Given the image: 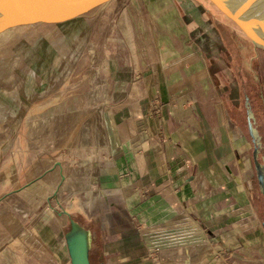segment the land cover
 Instances as JSON below:
<instances>
[{
    "label": "crops",
    "instance_id": "obj_1",
    "mask_svg": "<svg viewBox=\"0 0 264 264\" xmlns=\"http://www.w3.org/2000/svg\"><path fill=\"white\" fill-rule=\"evenodd\" d=\"M147 7L148 14L151 13L147 21L144 19L143 0H130L126 8L133 31L136 33L141 29L142 23V28L145 27L144 32L141 29L134 37L143 43L144 37L148 38L149 27L160 31L163 36L168 34L176 55L173 62L159 66L158 56L153 60L148 50H144L150 60L140 64L143 60L135 57L132 65L127 67L119 66L116 63L118 58L114 56L110 62L114 87L110 88L106 106L116 115L110 124L106 123L107 144L99 141L101 134L96 136L98 141H94V137L91 148L79 145V135L75 141H69L67 128L63 126L50 134V143L54 146L59 139L65 141V148H74L76 154L91 156L88 162L93 174H83V183L90 180L93 187H111L114 197L109 198V202L118 200L123 203L122 207L114 205L106 212L102 211L108 221L105 226L107 233L114 235L104 246V250L113 252L108 264H264V235L256 228L257 223L245 217L239 219L237 226L227 227V222L232 220L229 209L215 204L222 196L220 190L207 191L209 185L219 188L228 184L232 191L235 189V184L228 179V173L234 174V167L228 165V160L247 148L242 128L230 113L231 103L223 98L226 90L232 94L230 101L236 104V82L231 80L225 85L227 89L224 86L216 88L211 81L210 68H206V73L196 68L197 58L206 61L210 52L206 51V36L202 37L203 40L195 39L205 27L193 12L179 7L171 9L173 6H170L174 19L167 25L172 30L170 34L164 27L163 18L167 16L162 14L160 21L154 9ZM203 10L202 13L206 11ZM121 30L119 25V34H114L119 43L123 38L128 39L120 33ZM197 41L203 46L204 54L199 51ZM118 46L123 48L121 44ZM123 63L130 64L127 59ZM207 73L210 75L209 85L203 83L201 77ZM117 80H122L121 85ZM198 82L205 87L199 88L201 94L197 93ZM156 93L159 94L158 99L155 98ZM91 105L100 104L95 101ZM63 113L53 116L44 112L40 121L47 122L52 117L65 123L68 115ZM7 117L0 118V123L8 121ZM100 121L107 122L103 118ZM34 139L30 135L27 139L29 151ZM47 148L44 147L49 152ZM17 151L18 155L22 154ZM46 152L31 151L34 154V159H31L36 164L32 175L25 179H21L20 157L12 159V177L18 181L0 196V264H33V261L36 263L34 259L36 264L61 263V260L47 257L53 255L52 248L42 241V231L36 227L45 219L44 215L48 212L52 215L53 210L54 222L58 224L49 223L50 226L44 227V233L50 235V245L61 237L64 246L60 251H68L65 232H62L64 214H59L58 205L75 198L73 191L79 185V177L72 176V172L75 174L77 171L73 165L67 166L65 157L59 161ZM2 153L9 154L6 149ZM64 155L67 157L66 153ZM58 162L61 164L57 166ZM36 173L39 174L36 176ZM241 175L243 180L249 176L246 172ZM204 176L206 178L202 181ZM237 187L241 192L240 185ZM63 193L67 196L64 197ZM12 197L18 200L16 205L9 201ZM238 199L241 204L247 201L246 196ZM97 210L91 211L93 220ZM50 219L53 220L51 216ZM86 225L93 236L97 234L90 224ZM24 234L37 236L34 244L37 243L38 249L33 253V261L8 256L14 246H19L20 236Z\"/></svg>",
    "mask_w": 264,
    "mask_h": 264
},
{
    "label": "rangeland",
    "instance_id": "obj_2",
    "mask_svg": "<svg viewBox=\"0 0 264 264\" xmlns=\"http://www.w3.org/2000/svg\"><path fill=\"white\" fill-rule=\"evenodd\" d=\"M129 2L130 0H112L81 19L68 30L58 34L44 36L31 28L18 27L0 35V101L3 105L0 118L8 116L6 118L8 121L0 123V196L4 195L5 191L18 181L12 177L14 170L12 159L15 160L20 157L21 179H25L32 175V169L36 164V161L34 164V154H31V151L32 153L35 151V153L44 154L46 152L44 147H48L50 152H46L49 153L48 156L51 155L59 161L65 157L67 166L73 165L77 171L75 174L72 172V176L74 178L79 177V185L75 186L73 191V197L77 198V201L75 198L68 199L63 202V205H58V209L61 211L66 208L83 223L90 224L89 226L97 231L92 240V264H108L109 258L113 256V252L104 250L109 237H114V235H108L105 228L108 221L104 214L102 215V211L104 213L108 207L114 205L118 208L122 207L123 203L118 200L115 203L109 202L114 197V191L111 190V187H93L90 180L89 183L87 180H84L83 183L81 180L83 174H93L89 163L91 156L76 154L73 151L74 148H65V141L59 139L55 141L53 146L49 136L55 129H62L63 126L67 128L69 141L70 139L75 141L79 135V145L91 148L94 137V141H98L96 136L101 134L99 141L102 144H107L106 123L113 120V116L116 115L106 106L109 93L114 87V79L111 76V68L113 69L112 63H110L112 62L111 59L116 56L118 58L116 63L119 66L127 67L132 65L135 57L139 58L140 61L143 60L140 64H144L149 57L156 60L157 56L159 66H167L173 62V56L176 55H174L175 50L172 51L173 43L168 34L165 33L163 36L154 27L152 30L149 27L147 30L148 38L145 39L144 37L143 43L138 42L139 39H135L134 34L137 31L140 33L139 30L141 31V29L144 32L145 27L142 28V23L141 29L135 27L138 30L136 33L133 31V26L126 14ZM189 3L198 10V15L195 16L201 20L205 27H202L201 33H198L195 39L203 40L202 37L206 36L208 39L206 51L210 52L206 61L197 58L196 68H199L200 72L206 73V68L209 67L211 81L216 88L224 86L227 89L228 87L225 85L230 84L231 80L236 82L235 85L238 88L235 94L236 104L230 101L232 94L230 95V92H226V90L223 91V98L231 103L230 113L241 126L245 136L244 146H247L243 153L228 160V165L234 167V174L228 173V179L232 184H235V189L232 191L228 184L219 188L209 185L207 191H211V189L220 190L219 194L223 197L220 196L215 204L220 208L229 209L228 212L232 216V220L227 222V227L237 226L239 219L243 220L246 217L248 220L257 223L256 228L264 235V184L262 185L259 180L253 154L255 143L248 128L250 115L248 107H250L254 115V127L258 133V159L264 165V48L255 45L243 30L210 0H143L146 15L144 19L147 21L151 18V13L148 14V10H146L149 5L159 17L162 14L167 16V18H163L164 27L166 31L168 30L172 34L171 28L167 27L168 23L174 20L170 6H173L171 9L179 7L190 11L187 7ZM203 9L206 11L202 13ZM159 17L157 18L162 21V18ZM154 24H157L155 20ZM119 25L122 27L120 33L125 34L128 38H123L121 43L114 37V34H119L117 31ZM138 33L137 35H139ZM119 44L123 48L120 49ZM197 45L200 46L201 50L199 51L204 54L205 51L200 42L197 41ZM141 46L146 47V49H141ZM144 50H148V58V54ZM126 59L130 64L123 63ZM201 77L203 83L211 84L208 73L202 74ZM117 83L121 85L122 80H117ZM198 84L197 93L199 88L202 90L203 87V84L200 87ZM199 93L201 94L202 91ZM95 101L100 105H91L93 102L95 104ZM44 112L53 116L56 114L59 116L64 112L63 114L67 113L68 120L63 123L58 120L55 121L51 117L47 122H41V115ZM13 114H18V116L14 115L13 117ZM101 118L107 122L101 123ZM29 135L36 138L33 140L34 143L29 145L31 151L28 150L27 146ZM4 149L8 151V155H3L2 150ZM17 150H20L22 154L18 155ZM65 153L67 157L62 156ZM58 165H60L59 162ZM245 172L249 176L243 180L241 173L245 174ZM38 174L36 173V176ZM204 178L206 176L202 178V181ZM237 184L240 185L241 192L238 190ZM69 193L67 192V194ZM62 195L67 196L66 193ZM245 196L247 201L241 204L238 198H245ZM9 201L12 205H16L18 200L16 197H12ZM23 203L26 205L25 201ZM89 206H91L90 210ZM94 209H98L97 212L99 211V213L95 211L93 220L90 214L92 215L91 211ZM233 210L235 211L233 212ZM39 212L36 211V213ZM232 213L237 217H233ZM53 215L54 210L52 215L51 212H48L44 215L45 219L38 222L36 226L39 231H42V241L52 248L53 255L47 257H54L57 261L61 260L62 264H71L68 251L67 253H63V250L60 251L61 246H64L62 244L63 239L61 237L54 239V244L50 245L48 242L50 235L44 233L45 226L56 223L54 222L55 215ZM50 216L53 220L50 219ZM43 222L48 224L45 225ZM63 223L62 232H66L69 220L65 215L63 216ZM36 238L37 236H30V234L21 235L18 241L19 246H14L15 249H11L9 258L15 256L17 259L28 258V260L33 261V253L37 252L38 249L37 243L34 244ZM34 260L37 263V260ZM36 263L33 261V264Z\"/></svg>",
    "mask_w": 264,
    "mask_h": 264
},
{
    "label": "water",
    "instance_id": "obj_3",
    "mask_svg": "<svg viewBox=\"0 0 264 264\" xmlns=\"http://www.w3.org/2000/svg\"><path fill=\"white\" fill-rule=\"evenodd\" d=\"M112 0H0V35L18 27H28L41 35H53L68 30L84 17ZM226 16L234 21L252 42L264 48V0L239 2L240 0H210ZM248 103V98H247ZM250 113L248 128L252 136L254 158L261 184H264V165L258 159L259 142L254 127V115ZM61 164V163H59ZM69 224L65 242L71 264H92L91 229L72 212L64 208ZM104 264V263H103Z\"/></svg>",
    "mask_w": 264,
    "mask_h": 264
},
{
    "label": "bare ground",
    "instance_id": "obj_4",
    "mask_svg": "<svg viewBox=\"0 0 264 264\" xmlns=\"http://www.w3.org/2000/svg\"><path fill=\"white\" fill-rule=\"evenodd\" d=\"M236 1V0H235ZM253 1H256V0H240L239 2H253ZM188 9H190L191 12H193L195 15H198V10L195 9V7L192 5V4H188L187 5ZM2 102L0 101V113L2 112V108H3V105H1ZM100 193V192H99Z\"/></svg>",
    "mask_w": 264,
    "mask_h": 264
},
{
    "label": "built area",
    "instance_id": "obj_5",
    "mask_svg": "<svg viewBox=\"0 0 264 264\" xmlns=\"http://www.w3.org/2000/svg\"><path fill=\"white\" fill-rule=\"evenodd\" d=\"M155 98H157V99L159 98V94H158V93H156V94H155ZM174 190H175V191H177V190H178V188H177V187H175V188H174ZM57 264H61V263H60V262H58Z\"/></svg>",
    "mask_w": 264,
    "mask_h": 264
},
{
    "label": "flooded vegetation",
    "instance_id": "obj_6",
    "mask_svg": "<svg viewBox=\"0 0 264 264\" xmlns=\"http://www.w3.org/2000/svg\"><path fill=\"white\" fill-rule=\"evenodd\" d=\"M66 216V215H65ZM262 216V215H261ZM67 217V216H66Z\"/></svg>",
    "mask_w": 264,
    "mask_h": 264
}]
</instances>
